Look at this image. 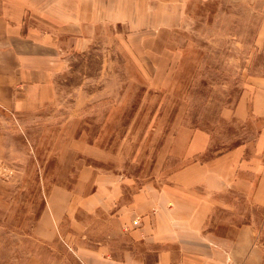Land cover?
<instances>
[{
    "label": "rangeland",
    "instance_id": "1",
    "mask_svg": "<svg viewBox=\"0 0 264 264\" xmlns=\"http://www.w3.org/2000/svg\"><path fill=\"white\" fill-rule=\"evenodd\" d=\"M143 15L65 44L45 98L0 106V264H83L103 239L122 255L113 218L133 194L260 130L230 111L264 90V0H147ZM197 130L210 146L190 156ZM238 205L264 264V208Z\"/></svg>",
    "mask_w": 264,
    "mask_h": 264
},
{
    "label": "crops",
    "instance_id": "2",
    "mask_svg": "<svg viewBox=\"0 0 264 264\" xmlns=\"http://www.w3.org/2000/svg\"><path fill=\"white\" fill-rule=\"evenodd\" d=\"M137 12L147 21V0H0V106L45 98L65 44L87 43L89 30L102 23L130 24ZM230 117L262 125L251 142L186 164L160 186L133 194L113 218L127 248L112 257L113 241L100 240L83 264H263L256 227L231 221L240 216V201L264 208V90L241 95ZM210 136L191 133L187 153L207 152ZM217 208L227 216L216 217Z\"/></svg>",
    "mask_w": 264,
    "mask_h": 264
}]
</instances>
